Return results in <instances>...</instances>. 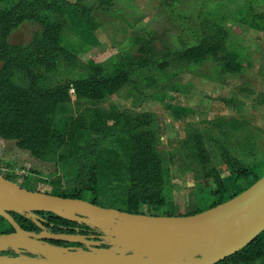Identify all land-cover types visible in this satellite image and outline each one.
Returning a JSON list of instances; mask_svg holds the SVG:
<instances>
[{"label":"rangeland","instance_id":"1","mask_svg":"<svg viewBox=\"0 0 264 264\" xmlns=\"http://www.w3.org/2000/svg\"><path fill=\"white\" fill-rule=\"evenodd\" d=\"M44 13L5 36L27 49L43 31L53 46L51 56L0 57V176L50 195L59 178L87 200L105 193L96 206L111 209L131 187L160 192L162 207L137 211L163 216L198 206L197 192L219 177L228 186L230 158L264 172V0H116L89 14V30L100 26L86 36L65 7ZM205 20L217 23L221 45L189 61L182 53L210 32ZM117 75L125 82L98 101L71 90ZM237 264H264V247Z\"/></svg>","mask_w":264,"mask_h":264},{"label":"water","instance_id":"2","mask_svg":"<svg viewBox=\"0 0 264 264\" xmlns=\"http://www.w3.org/2000/svg\"><path fill=\"white\" fill-rule=\"evenodd\" d=\"M9 213L24 216L39 233L20 229ZM36 213L93 226L101 236L49 234ZM0 218L12 230L0 234V253L14 255H0V264H216L264 230V174L222 203L174 216L131 214L28 191L0 176ZM71 244L79 246H65Z\"/></svg>","mask_w":264,"mask_h":264},{"label":"trees","instance_id":"3","mask_svg":"<svg viewBox=\"0 0 264 264\" xmlns=\"http://www.w3.org/2000/svg\"><path fill=\"white\" fill-rule=\"evenodd\" d=\"M115 1L116 0H95V2H92V0H78L75 1V3L68 4L61 0H19V2L15 3V5L10 7L9 9H4L3 6H0V57H13V55L16 53L27 56L28 50H30L32 53H34L35 50V55L43 53L44 55H42V57L52 55L53 44L50 43L49 39L46 35H44L45 33L43 31L33 38L32 42L30 43L27 49H22L17 45H9L6 42V33L9 31V29L12 28L13 25H16L18 21L34 20V18L38 15L44 16V12L46 11L54 10L56 8H59L60 6H63L65 7V11L68 14L67 16L73 32L81 36H86L88 33L92 34L94 30H96L100 26V23H93V26L89 30L90 26L88 24H90L91 20L89 18V14H91V12L95 10L105 11L107 10V7L113 5ZM118 1L119 0H117V2ZM17 17H20V19L16 20ZM216 24L217 23L205 20L203 28L205 31L210 29V32L207 35L205 33H202L201 43L196 47H190L185 49L182 53V56L189 61L196 62L204 57L205 51L207 52L210 50V48L215 49L219 47L221 45L219 38L221 31ZM123 82H125L124 75H117L113 79H107L103 81H76L71 83V90L75 93L76 96L80 98L91 101H98L110 91L119 87ZM63 90L65 91L66 88H64ZM4 118L7 117L0 114V120H3ZM227 164L230 167L228 172L230 174V177H232L233 181L247 178H250L252 180L240 191L232 195H229L227 193V190L223 186L221 179L215 181L213 187L206 186V190H199L197 192L196 202L198 206L195 207V210L192 214L201 212L228 200L229 198L237 195L238 193L249 187L252 183H254L264 174V172L261 174H258L256 172L251 174L248 171V168L241 164V162L235 158L228 159ZM4 178L9 180L8 177ZM51 185L53 189V193H51L52 196L86 200L87 202L94 205H97L98 198H101L106 202L108 200L105 198V193H93V199L87 200L83 196V193L80 190L81 188H79L78 190H73L71 189L72 184H66L62 186L59 178L52 180ZM139 203L148 205L152 211L158 210L160 207L163 206V204H165L160 192L151 193L147 191V189H138L136 187H131L126 192V197H123L120 200V205L123 208L113 209L131 214H142V212L137 211ZM9 215L12 217V219L19 226L20 229L24 231L36 229L35 226L28 219L24 218V216L16 215L14 213H9ZM36 215L38 217L43 218L47 221V223H50L52 225H76L74 223H70L60 218H57L50 213H36ZM163 216L174 215L171 213H166ZM11 231L12 230L10 226L6 223V221L0 218V234H5ZM50 243L55 246H64V244L60 242L50 241ZM263 247L264 230L238 252L234 253L233 255L225 258L224 260L216 264H237L239 262L249 260L254 256L257 257Z\"/></svg>","mask_w":264,"mask_h":264},{"label":"flooded vegetation","instance_id":"4","mask_svg":"<svg viewBox=\"0 0 264 264\" xmlns=\"http://www.w3.org/2000/svg\"><path fill=\"white\" fill-rule=\"evenodd\" d=\"M41 218V217H39ZM43 220V222H41L40 224L43 226L45 232L49 233V234H68V235H81L87 239H91V240H97V237L101 236V233L99 232V230L93 226H89V225H75L72 226L71 224H65V225H52L50 223H47L46 220H44L43 218H41ZM71 223V222H70ZM36 228V227H35ZM34 228V229H35ZM27 232H33L35 234L39 233V229L36 228L35 230H29ZM10 233V232H8ZM7 234V233H5ZM49 244L50 241H47ZM65 246H73V247H77L79 246L78 244H71V245H65ZM0 255H6V256H14L13 253L9 250H7L6 252L0 253Z\"/></svg>","mask_w":264,"mask_h":264},{"label":"crops","instance_id":"5","mask_svg":"<svg viewBox=\"0 0 264 264\" xmlns=\"http://www.w3.org/2000/svg\"><path fill=\"white\" fill-rule=\"evenodd\" d=\"M235 159H237V158H235ZM242 164V163H241ZM227 171V170H226ZM228 172V171H227ZM257 173V172H256ZM228 174V173H227ZM260 174V173H259ZM220 175L218 174V177H219ZM230 178V177H229ZM219 179H221V182H222V184H223V186L226 188V190H227V193L228 194H234V190L235 189H238V185H236L237 187H235V188H233V185L238 181H233L232 179L229 181L230 183H229V185L228 186H226L225 185V182H226V180H229L227 177H223V178H221V177H219ZM231 191H230V190ZM194 210H195V205H193L192 206V209L190 210V211H187V212H184V213H182V214H180V215H187V214H192L193 212H194ZM178 215V214H177Z\"/></svg>","mask_w":264,"mask_h":264}]
</instances>
